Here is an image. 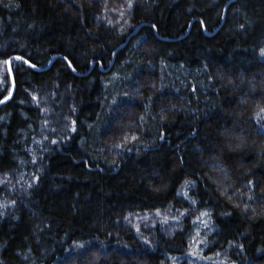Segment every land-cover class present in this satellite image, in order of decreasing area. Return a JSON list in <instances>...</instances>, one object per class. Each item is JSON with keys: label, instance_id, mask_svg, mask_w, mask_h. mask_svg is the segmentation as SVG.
Masks as SVG:
<instances>
[{"label": "trees", "instance_id": "1", "mask_svg": "<svg viewBox=\"0 0 264 264\" xmlns=\"http://www.w3.org/2000/svg\"><path fill=\"white\" fill-rule=\"evenodd\" d=\"M262 259L264 0H0V264Z\"/></svg>", "mask_w": 264, "mask_h": 264}, {"label": "water", "instance_id": "2", "mask_svg": "<svg viewBox=\"0 0 264 264\" xmlns=\"http://www.w3.org/2000/svg\"><path fill=\"white\" fill-rule=\"evenodd\" d=\"M142 26L143 25L138 26L137 29L133 32L132 35H135ZM54 59L52 60V62L54 61ZM52 62H51V64H52ZM8 72H9L10 77L12 78V81H13V68H12V65H11V59L8 60ZM14 91H15V84L13 83L12 92H11L10 96L5 101L9 100L13 96Z\"/></svg>", "mask_w": 264, "mask_h": 264}, {"label": "rangeland", "instance_id": "3", "mask_svg": "<svg viewBox=\"0 0 264 264\" xmlns=\"http://www.w3.org/2000/svg\"><path fill=\"white\" fill-rule=\"evenodd\" d=\"M2 71L7 73L8 71L7 63L6 65H4V68L2 69ZM255 264H264V259L257 261Z\"/></svg>", "mask_w": 264, "mask_h": 264}]
</instances>
